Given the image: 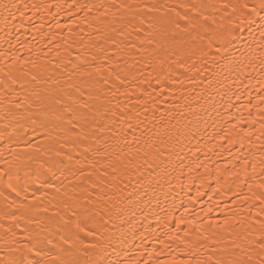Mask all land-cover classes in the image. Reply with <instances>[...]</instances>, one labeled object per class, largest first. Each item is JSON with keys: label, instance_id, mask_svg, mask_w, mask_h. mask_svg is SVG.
<instances>
[{"label": "snow or ice", "instance_id": "6c2138e0", "mask_svg": "<svg viewBox=\"0 0 264 264\" xmlns=\"http://www.w3.org/2000/svg\"><path fill=\"white\" fill-rule=\"evenodd\" d=\"M50 7L0 0V18L7 28L10 18L14 20L19 14L23 20L29 8L39 11ZM54 7L57 15L67 12L72 18V26L61 25L57 20L54 25L57 28L67 27L71 33L77 14L83 13L80 23L84 24L93 11L97 16L92 19L104 17L101 23L105 27H96L95 37L89 34L86 44L85 37H80L75 44V59H70L71 51L64 56L59 51L55 53L58 59L54 68L62 64L71 66L70 70L62 69L68 72V78L56 91L36 86L46 82L44 78L50 71L52 60L47 53L37 49L33 59L31 47L28 56L17 55L15 50L11 54L0 50V92L4 97L0 103L5 105L0 116V160L4 165L0 167V202L4 218L23 220L25 225L22 240L16 239V233L12 232L11 245L0 249V264H150L159 253L152 249L147 257L143 254L145 241L156 233L147 223H140L141 218L148 221L142 209L137 215V209L144 204L140 191L134 186L128 192L131 199L127 202L134 207L122 210L114 218L108 202L116 198V193L105 191L108 187L105 178L115 181L117 175H112L115 173L130 179L133 167L143 177L141 169L147 165L153 170L148 175L155 173L153 179L170 184L168 178L179 180L187 167L193 174L188 177L191 180L201 177L197 169L210 171L198 153L205 148L224 150L223 143L209 145L202 141L227 140L229 152L237 144L244 148L243 138H229L234 124L229 126L225 122L219 125V131L214 127L209 133L207 121L196 114L189 97L191 93L203 95L214 84L227 89L223 95L216 93L221 100L228 96L233 85L254 88L257 103L252 106L264 116V0H174L172 4L137 0L90 4L73 0ZM43 27L41 23L36 30ZM79 31L87 32L85 28ZM8 35L5 43L12 48ZM55 47L60 48V43ZM168 52L173 55L168 56ZM142 64L152 71L145 74L139 67ZM185 83L192 87L185 89ZM172 84L180 87L169 89ZM243 94L241 91L235 98L239 100ZM172 99L184 103H164ZM248 99L251 104L250 91ZM231 100L228 96L225 108L233 106ZM158 105H163V110ZM208 111H215L223 119L214 101ZM240 122H245L242 117ZM258 163V182L256 165L248 173L247 161L243 165V179L237 181L247 187L251 197L244 196L242 190L237 194L244 200L257 201L260 211L256 215L260 216L264 214V156ZM237 167L233 164L234 170ZM235 174L241 175L238 171ZM69 175L80 181L71 188L65 184ZM141 183L137 181V185ZM91 189L98 191L93 193ZM147 191L145 188V195ZM175 208L173 202L157 225L168 229L164 235L169 241L180 240L186 250L194 249L187 251V256L196 259L170 255L155 260V264H264V220L260 221L262 231L257 239L246 241L249 245L246 247L235 240L228 244L220 232H211L212 228L220 227L212 220L207 221L209 228L203 229L196 227L194 221L185 220L182 214L171 225L169 218H175ZM228 223L225 217L224 224ZM184 224L193 227L195 244L178 235ZM19 226V223L0 225L6 233ZM138 227L144 231H138ZM206 231L210 234L205 235ZM189 235V231L184 232V237ZM137 238L139 245L135 244ZM203 241L210 242L212 247ZM137 247L140 252L134 251ZM200 247L209 252L206 259L197 255ZM85 255L87 259L82 261Z\"/></svg>", "mask_w": 264, "mask_h": 264}, {"label": "bare ground", "instance_id": "6f19581e", "mask_svg": "<svg viewBox=\"0 0 264 264\" xmlns=\"http://www.w3.org/2000/svg\"><path fill=\"white\" fill-rule=\"evenodd\" d=\"M21 4H28L29 6L33 4H43L50 5L52 7L47 10L41 8L39 11L29 8L24 12L23 20L17 14L16 19H9L8 27L5 28L3 19L0 18V50H7L9 54L13 50L16 51L17 55L28 56V47L33 49L32 58L36 59L35 52L37 49L41 50L42 53H47L48 58L52 60V64L49 65L50 71L45 76L44 80L46 82H41L36 86L41 89H50L53 91L58 90L62 87L65 81L68 78V72L62 71V69H69L70 65L62 64L60 68H54L53 65L57 61L55 53L59 51L62 56L67 54V51L72 52V57L70 59H75L77 55V49L75 47L76 42L79 41L80 37H85L84 43L88 42V35L90 34L93 38L96 35L95 28L99 27L103 29L105 25L101 23L104 20V17H100L99 20L92 19V17L97 16L96 11H93L89 14V20L87 23L81 24L80 17L83 16V13H79L76 16L77 23L73 26V31L70 33L68 28H57L55 23L58 20L61 25L68 24L72 26V18L68 15L67 12L57 15L55 12L56 4H67L72 3L73 0H18ZM81 2H87L90 4H108L111 3V0H81ZM117 2H131V0H117ZM140 3H157V4H172L174 0H137ZM189 2H197V0H189ZM102 11V10H101ZM154 15H159L155 13ZM55 16V19H53ZM112 17L109 16V19ZM43 23L44 27L37 31V27ZM89 25H94V27H89ZM144 27H147L145 25ZM80 28H85L87 32L79 31ZM11 38L12 48H9V45L5 43ZM53 34H55L53 36ZM143 35V33H141ZM134 39V38H132ZM19 40L21 43H17ZM60 43V48H56L55 45ZM68 45H72L69 49ZM151 47V46H149ZM83 50V49H82ZM146 55V54H145ZM172 52H168V56H172ZM161 57L164 58V53L161 52ZM89 58V57H85ZM7 59V57H5ZM38 62H42L38 61ZM155 63V61H153ZM139 67L144 69V73L152 71L146 64H142ZM140 75V73H137ZM179 74V70L177 75ZM183 79V77H181ZM206 84L207 81H204ZM153 86L155 85V80H153ZM18 87V86H17ZM180 85L172 84L169 85V89L179 88ZM185 89H190L192 85L185 83L183 85ZM203 87V85H202ZM227 91L226 88L221 87L218 84H214L206 89L203 95L197 96L196 93H191L189 97V103L197 109L196 114L202 118V120L207 121V131L211 133L215 127L219 131V125L227 122L229 126L235 125L231 129L230 139L238 140L243 138L245 145L243 149H240L238 144L232 146V151L229 152L228 141L217 140H206L202 143L207 144H224V150L221 151L219 148H215L212 151H208L207 148L203 152L198 153L200 159L208 167L210 171L206 172L205 168L197 169V172L201 174L200 178L188 179L190 175H193L188 172L187 167L184 168V175L180 177L179 180L174 177H169L168 179L171 183H165L164 180L156 178L153 179L155 173L153 172L152 176H149L148 173L153 170L148 168L147 165H144L141 171L143 172V177L140 175V172H137L135 167L131 168L132 172L130 179L123 178L122 174H112L117 175L115 181L111 180V177L105 178L108 187L105 188V191L109 194L116 193V198L108 202V210L113 213L114 218L122 214V210L131 209L134 206L128 204V200L131 199L128 197V192H132L134 186L137 190L140 191V199L144 200V204L140 205V209H137V215L140 214L142 209L143 214L148 216V221H144L141 218L140 223H147L150 230L156 233V235L149 240L145 241L143 246V254L147 257L148 253L152 249H156L159 253L154 255L153 260L150 261V264H155L157 259H165L170 255H176L178 258L183 259H196V256H187V251H194V249H185L184 244L180 240L169 241L167 236L164 235V232H167L168 229L164 228L162 225H157V220L160 217L165 216L166 209L171 208L173 202H175L176 208L173 210L175 212V218L170 217L169 223L175 225L177 218L182 214L184 215L185 220H190L195 222L196 227H202L203 229H208V220H212L213 224L219 223V228H212L211 232H220L221 236L225 239V242L231 244L233 240L237 243H240L244 246L247 245L246 241L257 239V235L262 231L260 221L264 220V214L257 216L256 213L260 211V208L256 205L257 201L252 199L244 200L242 196L238 195L241 190L243 191L244 196L251 197L252 193L248 191L247 187H244L242 184H238L237 181L243 179L244 174V162L247 161L248 164V173H252V165H256V175L257 181L259 180V159L264 156V128L261 127L264 124V116L258 112V109L252 105L257 103L256 96L257 92L253 89H241L237 85H233L228 96L232 97L231 103L232 107L225 108L224 104L228 100V96H224V99L221 100L220 95H216L217 92H220L223 95ZM243 91V95L239 100L235 98V94H239ZM251 92L252 101L249 104L248 93ZM171 96V91L169 92ZM179 95V92L176 93ZM3 93L0 92V101H3ZM217 104L218 110L223 116V119L220 115H217L215 111H208L212 102ZM181 103L182 100L172 99L166 100L164 103ZM5 105L0 103V116L3 115V108ZM161 110H163V105H158ZM22 111V110H21ZM249 111H251V116H249ZM231 114L229 116L228 114ZM159 114V113H158ZM243 118L244 123L240 122V118ZM248 135L245 133L249 132ZM107 135V134H105ZM23 149V146H21ZM204 152H207L205 157ZM238 157V159H236ZM97 160L104 159V157H96ZM188 162L185 161V164ZM233 164L238 165L234 170ZM0 167H4L2 160H0ZM110 171V170H109ZM179 172V169H177ZM240 172V177H237L235 172ZM23 176V173H21ZM175 175V174H174ZM210 177V178H209ZM95 179V177H93ZM140 180L142 183L137 185V181ZM159 180V183L157 182ZM151 181V183H149ZM80 181L69 175V179L65 181V184L71 188L72 184L79 183ZM253 183V190L256 191L255 183ZM115 185V187H113ZM125 185H128L125 188ZM87 187V184L84 185ZM147 189V195L144 194V189ZM93 193L98 191V189H91ZM123 190V191H118ZM200 193H203L202 195ZM32 192L29 190V197L31 198ZM39 195V193H37ZM211 197V199H209ZM95 199V195L93 196ZM3 204L0 202V225L9 226L16 223H19V227H13L10 232L6 233L4 227H0V249H5L11 245L12 232L16 233V239H23L22 228L25 226L24 221L20 220L19 222L12 221L11 219H6L3 216ZM211 208L212 211H208ZM15 211V209H12ZM207 213V215H205ZM127 214L126 212L124 213ZM225 217H228V225L224 224ZM201 221L203 224L201 225ZM118 223V221H117ZM227 229V230H225ZM138 231H144L143 228L138 227ZM193 227L189 224L181 225V232L178 234L181 238L191 240L194 244L197 242L195 237L191 235ZM174 231V228H173ZM189 231V237H184V232ZM210 234L209 231L205 232V235ZM199 235V233H197ZM202 243L206 244L208 247H212L210 242L203 241ZM135 244L139 245L140 240L137 238ZM179 245V247H177ZM175 249V251H173ZM135 252H140L141 248L137 247L134 249ZM7 255V253H4ZM202 254V255H201ZM209 252L205 247H200L197 255H201V258L206 259ZM87 256H82L81 260H86Z\"/></svg>", "mask_w": 264, "mask_h": 264}]
</instances>
